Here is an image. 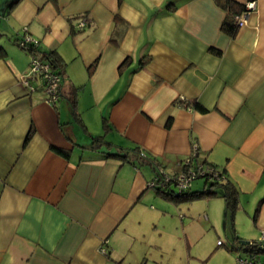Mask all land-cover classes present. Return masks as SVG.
<instances>
[{
    "label": "crops",
    "instance_id": "obj_1",
    "mask_svg": "<svg viewBox=\"0 0 264 264\" xmlns=\"http://www.w3.org/2000/svg\"><path fill=\"white\" fill-rule=\"evenodd\" d=\"M254 1L230 33L217 0H0V264H235L246 254L241 243L264 230V0ZM24 35L60 60L55 105L40 81L34 91L21 82ZM192 142L235 188L233 212L209 200L221 191L180 202L205 203L185 221L190 206L147 187L159 166L175 174ZM213 203L225 209L223 240Z\"/></svg>",
    "mask_w": 264,
    "mask_h": 264
},
{
    "label": "built area",
    "instance_id": "obj_2",
    "mask_svg": "<svg viewBox=\"0 0 264 264\" xmlns=\"http://www.w3.org/2000/svg\"><path fill=\"white\" fill-rule=\"evenodd\" d=\"M256 11V3L254 0H249L244 3V9L241 12L232 15V20L236 28L244 26L250 13ZM80 29L85 26V21L80 20L77 25ZM38 41L24 35L17 40V46L28 52L29 66L28 73L21 77L22 84L30 91H34V84L40 81V88L45 93V101L48 104L55 105L59 99V91L61 86V77L51 71L50 63L43 60L36 51H30V48H35ZM143 156V154H141ZM180 169L172 175L164 173L162 167H158L157 177L148 183V188L159 187L161 190L170 189L173 187L177 193L187 190L191 187L193 181L198 178H208L209 180H224L219 169L212 167L210 164H205L199 158V148L195 142H192V151L190 155L183 161L179 162ZM172 189V188H171ZM220 244V241L217 242ZM248 251L244 256L236 258V264H264V230L260 237L255 241H250L247 244ZM103 251V249H102ZM143 264V263H141Z\"/></svg>",
    "mask_w": 264,
    "mask_h": 264
},
{
    "label": "trees",
    "instance_id": "obj_3",
    "mask_svg": "<svg viewBox=\"0 0 264 264\" xmlns=\"http://www.w3.org/2000/svg\"><path fill=\"white\" fill-rule=\"evenodd\" d=\"M217 2L221 6V8L227 12V16L229 17V20H227L224 23V29L226 31L232 33L234 31V29H236V26L234 25L233 20H232V15L235 13L241 12L244 9V4L240 3L236 0H217ZM110 41L113 42L112 39H110ZM30 51H36V54H38V56H40L43 60L48 61L50 63V66H51V71L58 74L61 77L62 82H61L60 91H59V95L61 96V88L63 85L64 75H63V70L61 67L62 65L60 64V60L58 59V57L53 52H50L48 54L47 53L39 54L37 47L30 48ZM126 61H127V59L124 60L122 62V64H120V66L123 65ZM72 93L75 94L76 93L75 90ZM187 107H191V104H188ZM193 107L195 109L200 110V111H205V109L203 107H201L199 104L195 103L193 105ZM102 144H104V145L107 144L106 140L104 139V134L91 137L92 148L96 149L97 147L101 146ZM132 151H134V150H132ZM106 156L107 157H114V158H117V159H120L123 161L124 160L127 161L129 159V154H127V153H121V154L110 153V154H107ZM211 166L214 168H217L213 165H211ZM220 172H221L222 176L224 177V180H220V181L219 180H209L206 177L203 179L211 181L212 185H214V186L217 185L222 189L223 193L221 196L224 198L226 206L229 209V211L233 212L234 209L236 208V202H237L236 201V190L230 184V182L227 181L226 176L223 174V172L222 171H220ZM155 177H157V175ZM170 186H172V185L168 186L170 188L168 190H161L157 186L156 187L154 186V188H151V189L154 190L156 193L164 196L165 198L175 201L176 203L191 201L194 198H197L201 195H206V196H216L217 195L216 192L208 191V190H205L204 192L190 193V192H188V189H187V190L181 191V193H177L173 190V187H170ZM247 244H248L247 242L241 243V246L244 248V250L246 252L248 251Z\"/></svg>",
    "mask_w": 264,
    "mask_h": 264
},
{
    "label": "rangeland",
    "instance_id": "obj_4",
    "mask_svg": "<svg viewBox=\"0 0 264 264\" xmlns=\"http://www.w3.org/2000/svg\"><path fill=\"white\" fill-rule=\"evenodd\" d=\"M80 130V129H79ZM201 180H198L197 182H195L194 183V185L196 184V183H198V182H200ZM196 186V185H195ZM206 189L207 190H209V191H214V192H216L217 194H218V196H219V194H221L222 192V190H221V188L219 187V186H217V185H212L211 183H209V184H207V186H206ZM209 200H212V202H222V204H224V200H223V198H221V199H216V198H214V199H209ZM202 202H204V201H200V200H195V201H193L191 204H187V205H185V204H183V203H180V206H190L189 207V209L188 208H186V207H182L181 209L182 210H187L188 211V216L186 217V218H184L185 219V221H187L189 218L188 217H192L193 215H197V214H200V213H203V207H205V203H202ZM225 205L226 204H224V207L223 208H225ZM223 208H219L218 207V203H213V206L211 205V210L213 211L212 212V214L213 215H216L217 216V218H216V220H215V222H216V226L218 227V229H219V231L222 233V235L221 234H218L219 235V237H221V239L223 240V232H224V226H225V219H224V210L225 209H223ZM183 211H181V213H182ZM178 212L176 211V247H177V245H178V241L177 240H181L182 238H183V232H182V227H181V223H180V221H179V218H178ZM203 215V214H202ZM222 215H223V217H222ZM204 220V219H203ZM230 220V219H229ZM227 224H228V221H227ZM191 227H194V228H198V226L197 225H195V224H193V225H191ZM229 227H230V225H229ZM200 230L201 229H195V233H199L200 232ZM205 230L206 231H209L210 230V232H208L206 235H204V236H202V241H201V244L202 243H204V244H208V247L209 248H211L212 246H213V238L211 237L212 235H215L213 232V229L211 228V226H209V225H207L206 226V228H205ZM248 243V242H247ZM193 247V246H192ZM178 248V247H177ZM193 250H194V248H193ZM194 253V252H193ZM193 256H195V255H193ZM213 262V261H212ZM235 264H236V262H235Z\"/></svg>",
    "mask_w": 264,
    "mask_h": 264
}]
</instances>
